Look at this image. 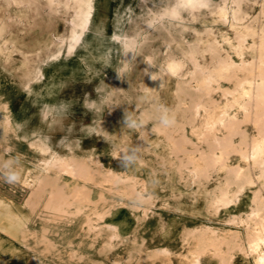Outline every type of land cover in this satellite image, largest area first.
<instances>
[{"label": "rangeland", "instance_id": "374dc122", "mask_svg": "<svg viewBox=\"0 0 264 264\" xmlns=\"http://www.w3.org/2000/svg\"><path fill=\"white\" fill-rule=\"evenodd\" d=\"M15 1L0 0V95H15L18 109L12 115L14 122L11 125L0 124V160L20 158L22 183L9 185L0 181L1 191L20 203L29 204L30 200V204L40 203L38 218L81 220L84 226L80 227V232L91 237V252L119 251L124 246L128 251L144 252L143 262L151 264L156 260L146 251L157 242H136L135 231L133 238H127L128 241L121 237L115 220L125 213L135 220L139 236L150 224L153 225V234L163 237L180 229L177 250L187 253L182 256L188 264L196 263L195 257L205 252L226 256L225 264H230L234 250L252 254L247 243L262 233L264 224V206L257 208L253 200L264 201V173L257 179L258 167L251 168L250 174L256 181L246 186L238 201L216 208L213 198L220 194L216 185L220 183L224 187L229 176L218 166L207 176L199 175L193 180L194 176L187 169L191 166L187 160L191 144L176 141L180 139L182 128L196 141L185 118L189 115L185 106L189 107L190 98L188 94L176 91L175 82L190 79L193 70L190 52L200 64L212 65L214 61L209 49L212 42L220 44L222 56L228 54L236 61L238 57L228 42H235L239 35L248 42L246 45L258 48L264 36V0H242L238 12L234 0H212L209 9L185 12L182 19L175 22L162 21L159 16L174 0H89L87 23L75 26L73 21L80 20L74 12L79 0ZM149 21L156 25L155 30L146 29ZM72 39L74 45L69 48L68 43ZM129 46L137 47L138 52V58L132 64L124 62L121 55ZM38 48H41L40 55L44 59L41 71L36 80L25 85L27 69L39 64L32 61L36 59ZM23 52H27L31 61L28 65L22 63ZM149 61L155 81L144 72ZM243 63H254V72L264 67L263 61L258 63L251 55H247ZM176 66L181 70L170 78L167 71ZM254 77L249 75L245 82H255L257 77ZM221 84L232 85L226 80H221ZM190 85L195 87L196 81L190 80ZM214 97L223 100L218 95ZM6 99L0 97V103L7 104ZM62 103L68 106L66 112L49 115L47 106ZM161 108L169 109L176 122H183V125L175 123L170 127L171 131L160 127L157 117ZM125 110L144 119L147 122L145 128L138 132L124 128ZM6 114L0 108V116ZM204 115L205 112H201V116ZM243 128L248 138L256 134L257 129L251 123L244 124ZM168 135L171 138L168 139ZM84 138L89 142L82 143ZM237 140L238 135L235 136ZM175 141L179 145H174ZM43 143L50 147L48 151L39 149ZM133 144L143 146L141 159L134 167L122 169L117 160L120 150ZM229 152L224 155L227 164L245 165L238 152ZM76 161L88 168L92 179L78 175L81 172L75 169ZM107 169L133 177V187H129L127 182L96 183L106 178ZM59 181L72 182L77 189L63 194L58 188L61 187L58 186ZM238 182L237 179L232 181L227 186L228 190L235 189ZM80 191L88 197L81 196ZM129 191L134 195H129ZM137 191L141 196L136 195ZM178 220L186 225L177 228ZM212 228L216 229L217 237L221 235L225 240L218 239L219 243L217 239V242L210 239L211 233H206V229ZM160 249L167 251L166 247ZM223 251L226 252L224 255ZM163 261L162 264H167L168 259ZM113 262L118 264L119 259H113Z\"/></svg>", "mask_w": 264, "mask_h": 264}, {"label": "bare ground", "instance_id": "6f19581e", "mask_svg": "<svg viewBox=\"0 0 264 264\" xmlns=\"http://www.w3.org/2000/svg\"><path fill=\"white\" fill-rule=\"evenodd\" d=\"M13 1H15V0H13ZM234 2H235L234 4L236 5L235 6V10L238 12L241 9V6H242L241 5L242 0H234ZM89 7H90V1L89 0H79L78 1V3L75 5L74 12L77 15L80 16V20L79 21H73L74 26L76 24H82L83 23L85 25L87 23L86 14H88ZM262 10H264V9H262ZM262 15H264V14H262ZM238 23H240V22H238ZM0 33H1V28H0ZM244 40L245 39L241 35H239L235 42H228V44L233 49V52L238 57V61L234 60L232 57H230V55H228L226 53H225L226 55L222 56L221 50H220L221 49L220 44H218L217 42H212L210 44V46H209V49H210V52L212 54L211 60L214 61V62H212L211 66L200 64L196 60L193 52H190V51L187 50L188 53L190 52L189 60H190V62L192 61V63H193V66H192L193 70H192V73H191L192 75H191L190 79L177 80V82H175V83H177L176 91L178 93L188 94L189 98H190L189 107L187 108L185 106V108L189 111V115H185V118H186L188 124L190 125V132H191L192 135L195 136L196 141L191 139L183 131V128H182L181 132L179 133L180 134V136H179L180 139L178 140V138L176 136V138H177L176 141H178L179 143H180V140L183 141L184 143H186V141H188L187 143L191 144V148L187 150V160H188L189 163H191V166L187 167V169L189 170V173H191L194 176L193 180H194L195 177H197L199 175L207 176L208 172H210L211 170L217 169L218 166H219V168L224 169L226 171V173H227L226 176H229V178L226 179V185L224 187H221L220 183H218V185H216V187L219 188V191H220V194L215 195V197L213 198V202L217 204L216 208H217L218 205L230 206L232 203H235L236 201H238L239 198H240V195L244 192L246 186L247 185H251V184H253L256 181L255 178L252 177V175L250 174L251 168L258 167L259 171L257 172L258 174L256 175L257 179L259 177H261L263 175V173H264V67H261V71L254 72L255 71V70H253L254 63H250L249 65H246L245 63H243V60L245 59V57H247V55L248 56L251 55V58H253V60L258 62V63L260 61L264 62V60L262 59L263 54H264V36H263V39L260 41V46L258 48H254V46L252 44L246 45V43H248V42L247 41L244 42ZM255 40H256V38H255ZM73 45H74V40L72 39L68 43V46H69V48H71ZM256 45H257V43H256ZM190 48H192V47H190ZM199 48L201 49L202 47L200 46ZM193 49H194V46H193ZM40 51H41V48H38L35 51L36 59L32 60V61L39 62V64L34 65L30 69H27L25 85H28L32 80H34L37 77V74L39 73V71H41V64H42L44 59L42 58V55H40ZM27 52H23L22 53L23 54L22 63L25 64V65H28L31 62L27 58ZM182 54H184V53H182ZM171 61H172V59H171ZM179 62L181 63V68H182V62L181 61H179ZM247 62H248V60H247ZM168 64L169 63H167V65ZM169 65H168V67H169ZM177 67L178 66H176V68H170V71L166 70L168 72L167 75L169 77L173 76V75H178V73L181 70V68L179 67L180 69H177ZM249 75H250L251 78H252V76H255L254 79H256V77H257V80L255 82L253 81V83H250L249 81L245 82V80L247 79V77ZM166 78L168 79V77H166ZM192 79H194L196 81L195 87H191V85H190V80H192ZM221 80L229 81L232 85L230 87L224 86V85L221 84ZM166 82H165V84H169V83H166ZM163 88L165 89L164 86H163ZM168 90H170V92H171V89H168ZM171 94H169V95H171ZM154 95H155V93H154ZM215 95L220 96V98H223V100H217L214 97ZM129 97H130V95H129ZM180 102H182V101H180ZM162 106H163V104H162ZM0 108H3L7 112L6 115L0 116V124L3 123V124H6V125H11L14 121H13L12 114L10 112L9 107L7 106V104L0 103ZM157 109H158V107H157ZM201 112H205V115L201 116ZM176 123H181V122H176ZM247 123H251L253 126L256 127L255 130L257 129V131L255 132L256 134H254V135L251 134L250 138H248V135H247L245 129L243 128V125L247 124ZM156 129L160 130V127H156ZM168 129H169L168 131H171V128H168ZM177 130H176V132H177ZM173 133H174V130H173ZM143 134H145V133H143ZM236 135L239 136V140H237V141H235V136ZM167 137L169 139V138H171V135H168ZM172 139H174L173 136H172ZM129 140H130V138H129ZM176 141H175L174 145H179L178 142H176ZM49 148L50 147L48 146V144L43 143V144H41L39 149H41L44 152V151H48ZM171 148H170V151H172ZM180 148L183 149V147H180ZM186 149L184 148V150H186ZM229 151H234L236 153L238 152L240 159L244 162L245 165H239L237 163H236V165H235V163H233L234 165L227 164L224 161V155L228 154ZM180 152H181V150H180ZM173 153L176 155L175 152H173ZM55 156H57V155H55ZM225 156H227V155H225ZM177 158H179V156H177ZM58 162H60V161H58ZM184 162L187 163L186 160H184ZM179 163L182 165L181 162H179ZM186 163H183V166H186L185 165ZM74 165H75V169H77V170H79L81 172V173H79L77 171L78 175H83L85 178L92 179V177H90V174H88V173H91V172H87V169H88L87 167L85 168L83 165L80 164V162H77V161L74 163ZM175 169H176V167H175ZM178 171H179V169H178ZM105 172H106V170H105ZM255 174L256 173H254V176H255ZM240 177H241V180H240ZM242 177H243V179H242ZM236 179L239 180V182L237 183L236 188L234 187L235 189L229 191L227 186H229L231 184V182L236 180ZM141 180H143V179H141ZM105 181L106 182H110V183L127 182V184L128 183L130 184L129 187L130 186L133 187V184H134L133 177H131L130 175L129 176L128 175H126V176L121 175V174L113 171L112 169H107L106 178L103 179V180H100V181H96V183L100 184L101 182H105ZM63 183H65V182H63ZM39 184H42V183H39ZM260 185H261V183H260ZM67 187H66V189H67ZM72 187L74 188V185ZM76 187H77V185H76ZM76 187H75V189H77ZM58 188L61 189L62 186L58 187ZM36 190H38V187H37ZM55 190H56V188L54 189V192H55L54 194H56V191H57V190L56 191ZM143 191H145V190H143ZM59 192H57V193H59ZM80 193H81V191H80ZM128 193H129V195H134V192H132V191L131 192L129 191ZM31 194H32V192H31ZM34 194L36 196L37 193H34ZM49 194H50V192H49ZM51 194H50V196L47 195V197L49 196L51 198L52 197ZM82 194L83 193H81V196L84 195L85 198L88 197L87 194H85V193L83 195ZM68 195H70V194H68ZM76 195H77V193H76ZM136 195L137 196H141V193L139 191H137ZM101 196H102V194H101ZM137 196H135V197H137ZM47 199L49 200V198H47ZM137 199H139V197ZM148 199H149V197H148ZM253 200L255 201L257 208H261L262 206H264V201L260 200L259 201L260 203H259V202H257L256 198H253ZM81 201H83V199H81ZM30 202H32V200H30ZM30 202H29V204H30ZM49 203H48V205H49ZM43 204H44V201H43ZM51 205H54V204L51 203ZM6 206H7V204L3 200H0V207L5 208L4 212L0 211V218L1 217L7 218ZM256 206H255V208H256ZM54 207H56V206H54ZM68 207H69V205H68ZM139 207H137V208H139ZM47 208H48V206H47ZM51 208H52V206H51ZM54 209H52V210H54ZM56 209H57V207H56ZM214 211H216L215 208H214ZM60 212H61V210H60ZM97 212H99V211H96V213ZM71 213H73V212H71ZM71 213L69 212V214H71ZM100 214L101 213H98L97 215L100 216ZM254 214H257V212H254ZM238 220H240V219L238 218ZM80 225H82V224H80ZM245 228H246V226H245ZM261 230H262L261 234H257L256 236L253 234V236H255V237L252 238L249 243H247L248 244L247 246H248L249 250L252 253H254L255 256H256L255 257V264H264V224H262ZM89 231H91V230H89ZM199 232H201V231H199ZM207 232L211 233L210 234V236H211L210 239L212 238L213 240H215V242H217L218 239H220V240L224 239V237L221 236V235L220 236L222 238H218L220 236L217 237V235L215 234L216 233V229L212 228V229H209V231L206 229V233ZM196 233H198V231ZM202 236H203V234H202ZM206 238H207V236H206ZM216 239H217V241H216ZM233 245H232V248L234 247ZM215 251H216V249H215ZM69 257L70 256H68V258Z\"/></svg>", "mask_w": 264, "mask_h": 264}, {"label": "crops", "instance_id": "0c3cea01", "mask_svg": "<svg viewBox=\"0 0 264 264\" xmlns=\"http://www.w3.org/2000/svg\"><path fill=\"white\" fill-rule=\"evenodd\" d=\"M1 94V98H7L6 102L11 114L14 116L18 110L15 95L10 96L8 93L6 97V95H3L4 93ZM24 127H28L27 124H24ZM86 139H82L81 142H89V139ZM86 146L90 147L88 144ZM63 182H58V186H62L61 192L63 191V194L73 191L76 187V184L72 182H67V184ZM0 200L7 204V218H0V264H113L115 263L113 259H119L118 264H148L142 261L144 252L128 251L124 249V246L119 251H102L100 254L91 252V237L81 235L80 227L84 225H80L81 220L78 218H38L37 212L40 210V203L36 204L35 202V204L27 205L20 203L7 196L1 189ZM0 211L4 212L5 208L0 207ZM115 223L123 240L133 238L132 235L135 231L134 238L136 242H149L150 244L157 242L150 245V249L146 251L148 255L156 259L151 264H162L165 259H168L167 264H188L185 256H182V254L186 255L187 253L177 250L180 242V229L163 237L153 234V225L150 224L148 229L144 231L145 233L139 236V229L135 220L129 218L125 213L121 214L115 220ZM181 223L180 220L177 221V228L186 225ZM163 247L167 248L166 252L160 249ZM225 253L223 251L222 254ZM68 256L70 257L68 258ZM255 257L254 253L234 250L229 262L230 264H255ZM196 258L198 261L194 264L226 263V256H220V254L214 256L205 252L199 254ZM128 259H132V261ZM134 259L137 261H133Z\"/></svg>", "mask_w": 264, "mask_h": 264}, {"label": "clouds", "instance_id": "9594fccd", "mask_svg": "<svg viewBox=\"0 0 264 264\" xmlns=\"http://www.w3.org/2000/svg\"><path fill=\"white\" fill-rule=\"evenodd\" d=\"M211 6L212 0H174L170 7L163 9L159 13V16L162 21L175 22L180 21L185 12L195 11L197 9L206 10ZM145 27L147 30H155L156 25L149 21ZM137 53V47L129 46L123 49L121 55L124 62L132 64L138 58ZM146 65L147 67L144 69L145 75H150L151 79L155 81L152 72H150V69H152L151 62H146ZM47 107L49 109V115H56L61 112H66L68 106L62 103L59 106L51 105ZM157 119L159 126L162 128H170L176 123L175 116L167 108H161L159 110ZM146 124L147 122L144 119L125 110L122 120L124 128L138 132L140 129L145 128ZM139 139L142 140V137H139ZM142 149L143 146L141 144H133L128 148L121 149L117 157L119 167L125 170L134 167L141 159ZM21 167L22 163L18 156L0 160V181L9 185L22 183Z\"/></svg>", "mask_w": 264, "mask_h": 264}]
</instances>
